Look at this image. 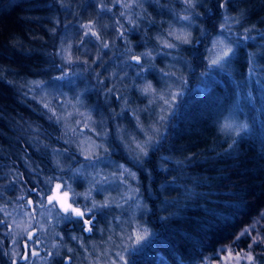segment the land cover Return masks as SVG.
<instances>
[{
  "label": "rangeland",
  "instance_id": "rangeland-1",
  "mask_svg": "<svg viewBox=\"0 0 264 264\" xmlns=\"http://www.w3.org/2000/svg\"><path fill=\"white\" fill-rule=\"evenodd\" d=\"M102 2L107 4L105 19L98 7ZM96 3L95 6L87 5L86 12L80 13L76 20L69 19L63 24L64 33L53 52L57 73L55 70L53 74L47 72V77L30 80L26 85L28 97L36 107L31 116L43 123H37L29 116L33 124L22 121L21 128L16 126L23 132L21 142L3 135L7 143L0 144V209L6 207L10 214L6 216L0 211V220H6L0 225V238L9 241L11 261L10 253L21 250L18 244L27 239L31 228H35L44 242V251L32 259V264H112L116 253L124 248L129 250L124 255L128 264H132L133 257L142 256L144 249L149 248L147 244L155 233L147 219L151 217L148 204L155 199L156 191L147 179L145 161L154 155L161 159L171 152L176 133L174 125L185 122V110L191 103L202 98L201 110L207 108L208 118L211 117L216 130L228 139L233 140L237 134L222 130L226 118L234 116L236 122L247 124L245 131L250 127L240 115L246 109L247 96L238 98L229 88V99L222 105L226 93L221 91L222 98L212 97L210 90L216 83L222 85L218 83V74L229 75L230 71L237 70L234 59L232 62L235 54L226 67L211 63L218 52L213 47L216 40H224L236 52L235 43H230L234 39L233 31H221L226 16L224 9L220 8L223 18L219 25L210 32L204 27L210 0H194V7H189L185 0H101ZM126 3L131 7H123ZM163 11L166 13L159 14ZM184 16L189 20L181 19ZM234 23L231 22L230 27ZM89 24L101 40L91 34L84 35L87 31L84 26ZM50 29L44 26L42 31L54 34ZM183 34L189 35L191 43L185 44L175 38ZM105 42L109 44L108 48L103 47ZM168 42L175 47H165ZM145 52L151 55L144 57ZM132 55L142 57L143 71L141 65L131 59ZM148 83L154 91L144 93L143 88ZM208 89L205 96L198 95ZM174 93L178 95L173 101ZM162 97L171 101L170 107L165 105ZM239 100H243L241 104ZM181 102L184 103L182 107L179 106ZM161 116L165 117L162 122ZM6 127L12 128L11 125ZM157 127L159 133H153L152 129ZM43 129H49L48 135ZM149 135L152 142L146 145L148 154L144 156L137 145H145ZM121 166L135 173V178L127 174L121 177ZM154 167L160 171L164 168L161 165ZM49 177L55 181L48 182ZM56 183H66L68 187L48 194L61 201L65 199V191L69 197L75 192L73 206L81 210L85 205L91 207L93 200L97 204L110 201L109 207L97 208L91 213L95 221L92 232H84L78 220L59 219L56 214H64L58 205L51 215L38 206L33 213V206L27 205L26 201L24 211L20 210L18 206L23 201L18 197L40 200V195L27 194V191L33 187L52 189ZM89 189H92V197L86 200L84 194ZM44 202L47 203L46 197ZM68 202L71 203V199ZM26 213H33L39 223L33 221L31 227H27L30 217ZM167 215V212L162 213L164 218ZM244 225L234 231L230 242L211 251H199L191 262L172 254L169 261L156 254L152 264H235V253L248 251L251 242V237L239 241L236 237L245 228H249L252 235L264 233V204ZM145 229V239L137 243V234L144 235ZM67 231L69 233H64ZM49 251L59 254L49 257ZM252 251L264 260L261 257L264 251L255 246ZM230 252L233 258H229ZM241 264L247 262L241 261Z\"/></svg>",
  "mask_w": 264,
  "mask_h": 264
},
{
  "label": "trees",
  "instance_id": "trees-1",
  "mask_svg": "<svg viewBox=\"0 0 264 264\" xmlns=\"http://www.w3.org/2000/svg\"><path fill=\"white\" fill-rule=\"evenodd\" d=\"M27 1L0 0L2 145L7 143L3 135L9 138L22 133L20 137L23 136L16 127L21 128L22 121L33 124L32 118L43 123L31 116L36 107L28 98L25 84L29 77L45 78L46 73L53 74V70L57 73L51 51L54 42L64 33L63 24L69 19L76 20L80 13L86 12L87 5L95 6L96 1L101 0H82L81 3H77L78 0H47L48 3L38 0L30 6ZM220 3L221 0H210L208 5L209 15L204 27L210 32L223 18ZM105 9L99 12L102 14ZM224 14L240 21L231 26L236 45L232 64L237 70L232 73L227 69L229 75L224 72L220 75L218 83L222 85L216 83L211 87L210 99L211 96L222 98L223 91L226 94L221 103L225 105L230 96L229 88L238 98L247 96L246 109L240 115L250 127L233 140L224 137L212 124L211 117L208 118L207 108L201 110L202 98L196 97L185 110V122L174 125L172 150L161 157L163 170L154 169L150 186L156 196L149 201L151 217L147 220L154 226L155 233L147 244L149 248L144 249L142 256L133 257L132 264H152L156 254L169 261L172 254L191 262L199 251H211L230 242L234 231L246 224L264 204V0H228ZM44 26L51 27L54 34L43 33ZM245 28L250 31L245 33ZM244 37L249 38L244 40ZM208 92L209 89L198 95L203 97ZM242 101L239 100V104ZM183 105L181 102L179 106ZM254 123L257 124L253 126ZM7 125L12 128L8 130ZM44 131L48 135L49 129ZM168 143L169 140L166 145ZM170 194L172 196L167 197ZM164 212L168 213L165 218L162 217ZM261 257L263 259L264 255Z\"/></svg>",
  "mask_w": 264,
  "mask_h": 264
},
{
  "label": "snow or ice",
  "instance_id": "snow-or-ice-1",
  "mask_svg": "<svg viewBox=\"0 0 264 264\" xmlns=\"http://www.w3.org/2000/svg\"><path fill=\"white\" fill-rule=\"evenodd\" d=\"M185 3L189 6V7H194V0H185ZM228 6V0H221V3L219 5L220 8L224 9L227 8ZM98 7H100L101 11L104 10V4L101 3L100 5H98ZM123 7L125 8H129L131 7V4H124ZM110 10V9H109ZM121 15L123 16L124 13H121ZM181 19L184 20H189L188 16H184ZM231 22H235V23H239L240 21L238 19L234 20V18L229 17V16H225L224 17V23L221 24V31L223 32L225 29H227L229 32H231V27H230V23ZM87 28V31L84 33L85 36L91 34L92 36H94L97 40H101V36L93 30L92 25H86L84 26ZM250 29L245 28L244 32L247 33L249 32ZM172 33H170L171 35ZM121 35H123V32H121ZM178 40H181L182 43L188 44L191 43L190 39H189V35L188 34H183L181 35H177L175 37ZM245 38H249V37H245ZM230 43H235V41H232ZM167 48H173L175 47V45L171 42L165 43L164 45ZM103 47L104 48H108L109 44L108 43H103ZM213 47L218 49L217 55L215 57V59L212 60V65L214 66H219V67H226L229 63H230V57L232 55H234V50L231 46H229L228 44L224 43V40H216L213 42ZM151 53L150 52H145L143 54L144 57H148L150 56ZM132 60H134L136 62L137 65H141V71H143V66L141 64L142 61V57L141 56H137V55H132L131 57ZM69 63H71V59L68 60ZM251 63V60H250ZM165 75H168L167 73ZM57 79H60V77H57ZM37 86H39V84H37ZM111 91V90H109ZM154 89L152 88L151 83H148L145 85V87L143 88V92L144 93H150L153 92ZM178 94L174 93L172 95V100L174 101L176 96ZM162 99H164V103L165 105H168L169 107L171 106V101L169 99H165L162 97ZM47 107V105H45ZM165 117L161 116L160 117V121H164ZM248 125L245 123H238L235 121L234 116H230L229 118H226V123L222 126V130L223 131H227V132H235L237 135L240 132H243L247 129ZM153 133H159V128H154L152 129ZM152 142V136L149 135L148 140L145 142V145H137V147L139 148L140 152L143 153L144 156H147V150H146V145L151 144ZM120 176L124 177L126 174L131 176L133 179L135 178V173L129 172V170L127 168H123V166H121V171H120ZM115 175V173L113 174ZM55 178L53 177H49L48 178V182H52ZM107 179V178H105ZM122 183L125 182L124 180L121 181ZM68 185L66 183H56L55 184V189H37L36 187H33L30 191L37 193L38 195H40L42 198L40 200L37 201H33L32 199H28L27 200V205H31L33 206V213H35L36 211V206H38L40 209H44V211L48 214L51 215L52 214V210L54 208L57 207V205L59 206L60 212H62L64 215L60 216L59 213H57V217H59V219H68L69 221H71V219L73 217H75L78 221H82L83 223V231L84 232H92L93 231V226H94V219L92 218H87L86 214H91L93 213V211L97 208H105V207H109L110 206V201H105L103 204H97L95 202V200H93L92 202V206L91 207H87V205L84 206V210H81L80 207H74L73 205L76 203L74 197L77 195V193L73 192L72 196L69 197V193L67 191L64 192V200L58 201L55 195L52 194H48L49 192L55 191V190H63L64 188H67ZM44 197H46L47 199V203L44 202ZM92 197V189H89L85 194H84V198L90 199ZM17 199L23 201L25 198L24 197H18ZM69 199H71V203H69ZM26 205L24 203H21L19 205L20 210L23 212L25 209ZM0 211H4L5 215H10L9 213H7L6 211V207L3 209H0ZM33 213H26L30 219H29V224L27 225V227H31L32 222L36 221V216ZM43 214V213H42ZM6 223V220H0V225H3ZM36 223H39L38 221H36ZM9 228H11V225H9ZM34 232H37V230L35 228H33L32 231H28L27 232V240L24 242V246L21 250L19 251H13L12 253H10V255L12 256V262L11 264H19L20 260H23L25 262V264H32V259L34 257H39L40 253L39 251H37L35 248H33V244H38L41 243V241L39 240V235L38 232L37 234L34 235ZM147 235V229L144 230V235H139L137 234L136 236V242L139 243L140 241H142L143 239H145V236ZM251 237V242L248 244V251H241V252H236L235 253V264H241V261H246L247 264H264V260L259 259L258 255L254 254V252L252 251L253 247H257L260 248L261 251H264V233H257L256 235H252V231L249 228H245L237 237L236 240L239 241L241 239L244 238H248ZM73 239H77V237H73ZM16 241L14 240V243ZM235 243V241H234ZM53 247H57V245H53ZM69 251H71V249H69ZM129 250L127 248H124L122 252H117L116 253V259H114L112 261V264H128V260L126 258V256L124 255L125 252H128ZM9 254V253H6ZM59 253H53L51 251L48 252V256H54V255H58ZM229 258H233L231 252L229 253ZM46 259V258H45ZM68 259H71L70 257Z\"/></svg>",
  "mask_w": 264,
  "mask_h": 264
},
{
  "label": "flooded vegetation",
  "instance_id": "flooded-vegetation-1",
  "mask_svg": "<svg viewBox=\"0 0 264 264\" xmlns=\"http://www.w3.org/2000/svg\"><path fill=\"white\" fill-rule=\"evenodd\" d=\"M145 163H146V170H147V179H149V183L151 182V179H152V177H153V173H154V169H155V171H159V169L157 168V167H154V160H153V158H148V160H146L145 161ZM142 179H143V181H145V179L143 178V177H141ZM54 181H55V179H54ZM55 189V184L53 185V188H52V190H54ZM53 192V191H52ZM57 192V190H55V193ZM29 193H31V191H27V194H29ZM57 196H62V193H57ZM23 197H25V196H23ZM25 201L27 202V199H24L23 200V202L22 203H25ZM19 207V206H18ZM87 215V218H92V219H94V216H92V214L91 215H88V214H86ZM72 220H77L75 217H73L72 219H71V221ZM80 222V226H81V228H83V223H82V221H79ZM32 230H33V228H31ZM31 230V231H32ZM1 233V232H0ZM64 233H69V231H67V232H64ZM35 234H37V232H34V235ZM23 240H27V239H23ZM39 240L41 241V243H38V244H33V248H35L37 251H39V253L41 254V253H43V251H44V248H43V240H42V238L41 237H39ZM66 240L68 241V242H70V240H69V238H68V236H66ZM25 241H21L19 244H18V248L19 249H22L23 248V246H24V242ZM8 248H9V241H8V239H1L0 238V264H11V260L9 259V254H6V253H9L8 252ZM133 261V260H132ZM23 260H21V261H19V264L20 263H22L23 264ZM25 263V262H24Z\"/></svg>",
  "mask_w": 264,
  "mask_h": 264
},
{
  "label": "bare ground",
  "instance_id": "bare-ground-1",
  "mask_svg": "<svg viewBox=\"0 0 264 264\" xmlns=\"http://www.w3.org/2000/svg\"><path fill=\"white\" fill-rule=\"evenodd\" d=\"M34 1H35V2H39L38 0H28L27 3H29V6H30V5L33 4ZM35 11H36V10H35ZM102 15L104 16V19H105V11L102 12ZM59 41H60V39H58V40H56V41L54 42V44H53V48H52V51H51V56H52V58H53V60H54V62H55V67H56V61H55V58H54V56H53V52H54L55 47L58 45ZM56 48H57V47H56ZM51 69H52V68H50V70H51ZM218 76H219V78H221L219 74H218ZM35 79H40V78H34V80H35ZM30 80H33V79H31V78L29 77V79H28V81H27V83H26L25 85H27L28 82H29ZM28 98H29V97H28ZM29 99H31V98H29ZM31 100H32V99H31ZM32 101H33V100H32ZM21 134H22V133H18L17 136L14 137V139H17L18 142H19V140L21 141V139H22V137H20ZM221 134H222V133H221ZM14 150H15V148H14L12 151H14ZM12 151H9V152H12ZM153 151H154V150H153ZM154 152H155V151H154ZM153 160H154V164H153V165H156V166H159V167H160V165H161V167H164V166H165V165H163V161H164V160L159 159V157L156 158L155 155H154ZM159 162H160V163H159ZM159 164H160V165H159ZM9 176H11V173H9Z\"/></svg>",
  "mask_w": 264,
  "mask_h": 264
}]
</instances>
